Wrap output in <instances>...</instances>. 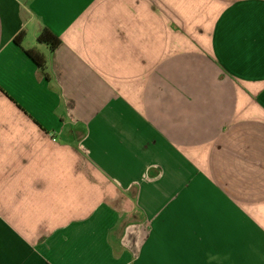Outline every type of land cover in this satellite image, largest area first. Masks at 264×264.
Here are the masks:
<instances>
[{"label": "crops", "instance_id": "1", "mask_svg": "<svg viewBox=\"0 0 264 264\" xmlns=\"http://www.w3.org/2000/svg\"><path fill=\"white\" fill-rule=\"evenodd\" d=\"M0 264H264V0H0Z\"/></svg>", "mask_w": 264, "mask_h": 264}, {"label": "trees", "instance_id": "2", "mask_svg": "<svg viewBox=\"0 0 264 264\" xmlns=\"http://www.w3.org/2000/svg\"><path fill=\"white\" fill-rule=\"evenodd\" d=\"M23 37V33L18 34L14 38V42L16 44H20ZM37 42L40 44H45L48 46L50 50H54L58 44H60V39L57 35H55L51 30L47 28H43L36 38ZM25 53L28 55V57L38 66L39 70L45 74V60L44 58L38 54L33 49L25 50Z\"/></svg>", "mask_w": 264, "mask_h": 264}, {"label": "built area", "instance_id": "3", "mask_svg": "<svg viewBox=\"0 0 264 264\" xmlns=\"http://www.w3.org/2000/svg\"><path fill=\"white\" fill-rule=\"evenodd\" d=\"M54 140V139H53Z\"/></svg>", "mask_w": 264, "mask_h": 264}]
</instances>
